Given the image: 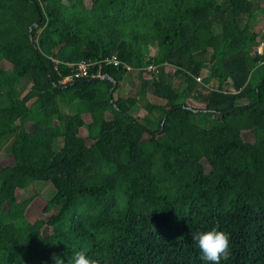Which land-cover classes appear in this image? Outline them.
<instances>
[{
  "label": "trees",
  "instance_id": "obj_1",
  "mask_svg": "<svg viewBox=\"0 0 264 264\" xmlns=\"http://www.w3.org/2000/svg\"><path fill=\"white\" fill-rule=\"evenodd\" d=\"M261 2L0 0V264H206L212 229L264 264Z\"/></svg>",
  "mask_w": 264,
  "mask_h": 264
},
{
  "label": "clouds",
  "instance_id": "obj_2",
  "mask_svg": "<svg viewBox=\"0 0 264 264\" xmlns=\"http://www.w3.org/2000/svg\"><path fill=\"white\" fill-rule=\"evenodd\" d=\"M193 243L201 253V260L206 264H221L228 261L231 256L229 234L212 229L203 232L191 233ZM54 264H65V261L55 253L52 256ZM71 264H97L96 261L87 257L85 251L74 253Z\"/></svg>",
  "mask_w": 264,
  "mask_h": 264
},
{
  "label": "rangeland",
  "instance_id": "obj_3",
  "mask_svg": "<svg viewBox=\"0 0 264 264\" xmlns=\"http://www.w3.org/2000/svg\"><path fill=\"white\" fill-rule=\"evenodd\" d=\"M262 4V7L264 8V2H261ZM86 5L89 6L90 5V2L89 1H86ZM257 17H258V20H257V23L255 22V26L254 28H257V29H263L264 28V12L261 13V12H258L257 13ZM259 48L260 46H258L257 50L259 51ZM4 68H7L6 65H3ZM206 74V71H203L202 74H201V78H203ZM24 84V83H23ZM22 84V85H23ZM27 87V86H26ZM127 91V90H125ZM125 91L123 90H119L117 92L114 93L113 97L114 99L118 98V96L122 95L125 93ZM148 100L152 103H159V101L157 100H154V98H151L149 97ZM156 103V104H157ZM243 103V102H241ZM70 113H75V106L74 108L71 107ZM144 114H147V111L145 110H142L141 107H137L134 112H133V116L135 117H143ZM82 134L85 135V130L82 131ZM246 140H249L251 141L253 138L251 135H245L244 136ZM9 159L8 157V152H7V149L3 148L0 152V165H2L3 163L7 162ZM39 195V198L43 201V200H49L50 198L53 197V194H54V189L53 187L51 186L50 183H47V182H35L34 184L30 185L25 191H22L19 193V195L21 196L22 199H27L33 195ZM40 205V206H39ZM39 208H37L35 211H37V213L39 214L40 211H41V207L43 206V202L42 203H39L38 204ZM33 210L34 209H31V213H33Z\"/></svg>",
  "mask_w": 264,
  "mask_h": 264
},
{
  "label": "built area",
  "instance_id": "obj_4",
  "mask_svg": "<svg viewBox=\"0 0 264 264\" xmlns=\"http://www.w3.org/2000/svg\"><path fill=\"white\" fill-rule=\"evenodd\" d=\"M258 52L259 53H264V44L263 43L260 44V48H259V51ZM102 63L111 64L114 67H119L121 65V62L117 59V57L115 55H113V56H111L109 58L104 59L102 61ZM102 63L101 62L97 63V65H98L99 68L101 67V64ZM94 65H96V63H90V62H85V61H82V62L77 63L73 67L72 75H70L67 78H64L61 81V84H66L67 82H70V81L75 80V79H83V78L88 77L89 70ZM124 67H125V69H126L127 72H130V71L133 70L128 65H125ZM147 69L148 70H154L156 72V69L153 66H148ZM97 77L98 78H101L103 76H101V75L98 74ZM196 81L200 82V78H196Z\"/></svg>",
  "mask_w": 264,
  "mask_h": 264
},
{
  "label": "water",
  "instance_id": "obj_5",
  "mask_svg": "<svg viewBox=\"0 0 264 264\" xmlns=\"http://www.w3.org/2000/svg\"><path fill=\"white\" fill-rule=\"evenodd\" d=\"M31 1V0H30ZM40 19H41V17L39 16L38 17V21H37V23H36V26H38L39 25V23H40ZM103 77H101V78H97L96 80H99V79H102ZM114 87H115V85H114Z\"/></svg>",
  "mask_w": 264,
  "mask_h": 264
}]
</instances>
